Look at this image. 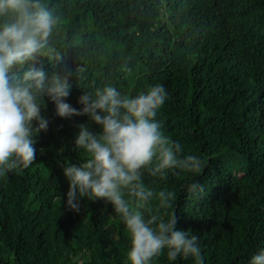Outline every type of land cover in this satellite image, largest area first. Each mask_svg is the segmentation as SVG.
<instances>
[{"label": "trees", "instance_id": "16d2710c", "mask_svg": "<svg viewBox=\"0 0 264 264\" xmlns=\"http://www.w3.org/2000/svg\"><path fill=\"white\" fill-rule=\"evenodd\" d=\"M45 2L59 17L52 45L61 59L30 63L67 78L66 102L77 110L86 91L111 85L135 96L163 85L156 121L182 157L198 156L206 168L169 170L166 180L145 172L155 194L149 207L156 212L160 191L175 192L160 214L175 211L176 230L198 237L204 264H249L264 251V0ZM43 99L48 129L33 137L34 163L0 177V264H130V236L112 204L80 198L78 212L67 205L63 169L84 157L78 125L94 133L100 126L86 115L61 118ZM191 183L205 195L190 198ZM153 264L195 261H170L165 249Z\"/></svg>", "mask_w": 264, "mask_h": 264}, {"label": "clouds", "instance_id": "9594fccd", "mask_svg": "<svg viewBox=\"0 0 264 264\" xmlns=\"http://www.w3.org/2000/svg\"><path fill=\"white\" fill-rule=\"evenodd\" d=\"M59 22L45 0H0V177L34 163L33 137L48 129L41 115L46 95L57 116L86 115L101 128L94 133L87 124L78 125L75 147L84 157L79 165L68 162L63 169L70 185L68 207L78 212L80 198L112 204L130 236V264H153L165 249L170 261L192 257L195 264H204L198 237L176 230L175 211L167 219L160 214V209L172 208L176 193L160 191L153 212L149 204L155 194L142 179L145 172L166 180L169 170L199 175L206 168V161L198 156L182 157L180 143L166 136L156 121L167 99L166 89L157 84L131 96L108 85L80 96L82 109L72 107L66 102L71 90L67 78L55 74L49 78L30 63L37 56L61 59L52 45ZM14 67L22 73L13 72ZM83 71L78 69L79 78ZM187 190L190 198L205 195V186L199 183L189 184ZM249 264H264V251Z\"/></svg>", "mask_w": 264, "mask_h": 264}]
</instances>
